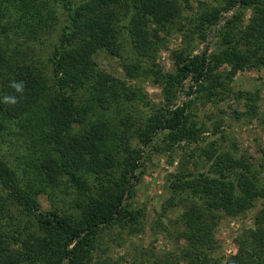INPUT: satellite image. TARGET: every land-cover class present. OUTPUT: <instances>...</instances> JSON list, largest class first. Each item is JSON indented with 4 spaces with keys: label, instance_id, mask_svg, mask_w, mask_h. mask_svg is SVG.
I'll use <instances>...</instances> for the list:
<instances>
[{
    "label": "trees",
    "instance_id": "trees-1",
    "mask_svg": "<svg viewBox=\"0 0 264 264\" xmlns=\"http://www.w3.org/2000/svg\"><path fill=\"white\" fill-rule=\"evenodd\" d=\"M212 1L0 0V264H127L112 247L143 227L145 207L128 202L143 162L180 142L196 146L166 174L158 217L175 216L156 225L175 247L140 249L128 264H219L220 217L258 199L223 264H264V146L253 164L218 139L201 143L205 124L193 112L231 93L237 72L264 71V0ZM173 33L165 72L156 52ZM46 37L37 64L31 51ZM100 49L123 78L97 66ZM138 79L160 88L157 103L128 83ZM233 95L245 100L234 117L256 114L254 94Z\"/></svg>",
    "mask_w": 264,
    "mask_h": 264
},
{
    "label": "rangeland",
    "instance_id": "rangeland-1",
    "mask_svg": "<svg viewBox=\"0 0 264 264\" xmlns=\"http://www.w3.org/2000/svg\"><path fill=\"white\" fill-rule=\"evenodd\" d=\"M189 1L193 5L197 1H206L213 4L212 0ZM228 13L229 11L223 13L222 16H227ZM208 34L207 40L211 37V33ZM47 37L42 44L38 43L31 51V57L34 58L37 64L45 62ZM178 43L179 37L177 34L173 33L165 36L164 46L156 52V63L165 72L171 69L169 52L175 49ZM203 44L199 49H202ZM94 60L99 68L117 78H123V72L117 58L109 55L105 50L96 51ZM128 83L141 87L151 103L159 101L160 88L152 83L150 79L128 80ZM185 83L184 89H186L189 81L186 80L184 85ZM229 86L232 92L228 95H223L213 102L197 103L195 105L193 112L196 120L205 124L204 130L199 135V141L204 143L218 139L221 141L223 148L228 150L236 149L238 153L244 154L250 162L255 164L258 161L257 151L264 146V71H239L232 77ZM236 91H247L255 95L257 109L254 116L234 117L233 110L243 112L245 108L243 97L234 98L233 93ZM183 100H185V97L180 94L177 102L180 103ZM214 125L218 126L216 130H214ZM195 146V143L186 144L180 142L174 145L172 150L152 152L144 160L141 167L142 171L138 174V180L133 187L131 198L128 199L131 206L145 207L143 227L137 234L124 236L120 245L112 247L113 257L122 255L128 264L141 252L140 249H151L152 253H162L171 251L175 247L172 237L159 230L158 226L156 227L161 222L167 225L168 220L166 219L175 216V212L171 211L167 213L166 218L158 217L159 204L165 196L164 178L168 172L173 170L181 156L185 153H190ZM39 202L42 208L49 207L48 201L44 196L39 197ZM262 203L263 200L258 199L250 209L241 215L220 217L214 231L217 247L213 253L215 257L220 259L219 264H223L227 257L236 254L237 246L234 239L242 229L252 226L251 217ZM137 264L146 263L138 262Z\"/></svg>",
    "mask_w": 264,
    "mask_h": 264
},
{
    "label": "clouds",
    "instance_id": "clouds-1",
    "mask_svg": "<svg viewBox=\"0 0 264 264\" xmlns=\"http://www.w3.org/2000/svg\"><path fill=\"white\" fill-rule=\"evenodd\" d=\"M11 87H13L16 92L20 93L23 92V82H14L12 83ZM17 102V99L15 96H6L4 97V103H10V104H15Z\"/></svg>",
    "mask_w": 264,
    "mask_h": 264
},
{
    "label": "water",
    "instance_id": "water-1",
    "mask_svg": "<svg viewBox=\"0 0 264 264\" xmlns=\"http://www.w3.org/2000/svg\"><path fill=\"white\" fill-rule=\"evenodd\" d=\"M238 6H239V1L235 4V6L229 11V13H228V15L226 16V17H228V16H230L232 13H234L235 11H236V9L238 8ZM223 21V19L221 18V19H219V22H222ZM208 36H209V34H208ZM205 46V44H203V46H202V48ZM186 86V83H185V85H184V87ZM125 195H126V193L124 194V197H125ZM124 197H123V199L122 200H124Z\"/></svg>",
    "mask_w": 264,
    "mask_h": 264
}]
</instances>
